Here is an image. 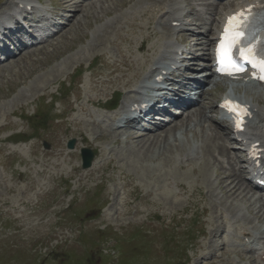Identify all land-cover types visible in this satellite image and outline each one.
Instances as JSON below:
<instances>
[{
  "label": "rangeland",
  "instance_id": "1",
  "mask_svg": "<svg viewBox=\"0 0 264 264\" xmlns=\"http://www.w3.org/2000/svg\"><path fill=\"white\" fill-rule=\"evenodd\" d=\"M53 1L58 3V0ZM121 1L123 0H112L108 14L116 12L119 7L115 6V2ZM101 12L99 9L97 14L91 11L86 18L81 14L80 24L79 21L73 22L68 32L50 46L24 55L16 63L9 64L0 71V264H63V259H67L64 264H87L82 263V259L85 261L89 255L93 264H106L110 259L106 258L108 254L105 251L109 252L113 244L109 242L102 247L106 239L102 233V237L95 239L101 243L100 246H95L91 253L80 251V244L84 246L83 250L90 249L95 237L92 236L93 232L102 231L103 228V233L109 234L114 230L119 232L121 237L118 241L130 239L140 232V238H132L134 245L127 251L128 255L134 257L133 260L122 256L120 264H141L139 262L143 259L145 264H173L180 261L202 264L199 258L205 255L203 249L211 250V246L220 244V237L212 231L223 227L218 212L220 203L214 200V195L222 199V205L229 211L242 209L240 217L244 220V226L259 234L264 233V211L260 212V219L257 220L254 218V209L258 210V205L247 204L237 195L229 198L231 194L228 193L225 181H221V186L218 184L223 177L218 171V165L212 163L211 169L204 167L208 170L205 173H200L203 169L199 166L200 162L181 168L182 170L177 168L179 151L177 152L176 147L182 152V148L185 152L193 151L204 138L202 132L216 134L210 128L212 124L208 119L196 125L188 119L187 127L184 124L181 129L172 131V136H168L167 140L158 139L157 143L156 138L152 142L151 137H144L142 139L149 140L146 147V141L141 138L131 140L128 136L126 142L124 134L116 135L111 131L95 128L90 125L89 118L84 119L80 110L81 105H85L84 90L89 84L88 77L72 76L71 88L66 87L69 80L64 82V79L79 64L81 66L77 71H82L89 60L70 63L63 73L57 71V68H65L64 62L77 58L78 55H73L88 48L90 42L96 45L88 48L91 58L97 54L115 56L113 44L106 41L112 40V33L103 37L94 34L95 23L103 19L101 17L96 20ZM106 46L108 48L103 50ZM110 49L112 53L109 52ZM56 89L61 94L70 92L60 98L52 112L54 116L60 113L61 120L53 122L49 118L47 122L42 121L44 131H38L34 140L27 145L12 146L9 141L16 136L9 138L10 135L29 133L18 117L42 114V100L54 97ZM245 92L258 100L264 99V90L246 88ZM69 109L73 113L67 114L66 110ZM208 111L209 109L206 111L207 118ZM70 139H75L76 144L74 150L67 151L65 143ZM115 140L119 145L114 144ZM43 141L50 143L48 150L41 147ZM216 143L220 144L221 141ZM82 147L96 150L98 162L106 164L91 172L81 170L79 150ZM170 171L175 175L174 182L182 184L188 195L191 189L195 190L192 198L183 196L176 200V187L167 185ZM122 191L127 196L128 204L133 203L130 200L135 197L141 198L143 202L139 207L132 204L125 206L127 215L118 221H108L105 209H100L104 205L107 208L113 205V197ZM95 192L100 195L96 196ZM166 193L170 195V202L163 201L168 197ZM114 207L121 210V206ZM66 210L69 213H65ZM114 212L115 210L111 211L112 214L108 212V215L117 217L113 215ZM95 214V220L87 222L82 231L80 226L84 225L77 223L82 220L81 216L85 219ZM122 221H126L127 225L123 230L115 226V223ZM102 249L105 251L102 252ZM126 249H122V252ZM112 250H116L115 244ZM116 256L117 252L109 264H115ZM100 257L105 260L101 262ZM151 258L153 261L146 263ZM231 258L238 261L235 254H231ZM246 259L244 257L241 264H248Z\"/></svg>",
  "mask_w": 264,
  "mask_h": 264
},
{
  "label": "bare ground",
  "instance_id": "2",
  "mask_svg": "<svg viewBox=\"0 0 264 264\" xmlns=\"http://www.w3.org/2000/svg\"><path fill=\"white\" fill-rule=\"evenodd\" d=\"M9 2H11L10 4H13V2L14 1H16V0H8ZM132 1H134V0H127V1H124V4H122V2H120L119 3V5L117 4V3H115V6H117V7H120V8H122V7H124V6H126L127 4H130ZM64 5H65V7H72L71 6V0H64ZM227 5V7L224 9V11H228L229 9H230V7H232V4H230V2L229 3H227L226 4ZM76 7V5L73 7V8H75ZM181 9V8H180ZM159 10H166L165 11V13H164V15L163 16H160V18H165V22H166V24L168 25V26H170L172 23H174V22H176V23H180V25L182 26V25H184L183 24V21H182V18H181V16H179V15H176L175 14V12H177L178 10H179V8H177V7H171V6H166V7H164V8H159ZM158 10V11H159ZM150 12H152V13H154L152 10H149V11H144V12H141V17H149V20L151 21V17H150ZM95 13H97V12H95ZM218 14H222V12H218ZM113 22H114V20H112L110 23H107V24H109V25H112L113 24ZM87 29V28H86ZM131 30H133V27H131ZM142 30L146 33V40H151L152 38H154V37H156V33L155 32H153L152 30H151V28H150V26H149V23H148V25H146V26H144V27H142ZM100 32H102L103 33V31L101 30ZM95 33H97V32H95ZM93 37H94V35H93ZM97 38V37H96ZM94 39V38H93ZM203 39H204V41L206 42V43H210L211 42V39H212V34H210V32H208V34L206 35V36H203ZM98 41H99V39H97ZM94 41H96V40H94ZM98 41H96V42H98ZM109 42V41H108ZM122 43H124V41H122ZM138 50L139 51H141V47H138ZM145 52H147V53H151V54H157L158 53V51L159 52H161V45H160V47H159V45H158V47H156L155 45H153V46H151V47H149V48H147V49H145L144 50ZM80 54L81 55H83V52L81 51L80 52ZM15 61H10V62H8V63H6V66L7 65H9V64H12V63H14ZM16 63V62H15ZM148 63H150V61L147 59V60H145L144 61V64H148ZM122 64L124 65V66H126L128 69H129V71H131L132 70V72H135V71H137L138 69H139V67H132V66H130L128 63H127V61H125V59L124 58H122ZM0 67H5V65H3V66H0ZM144 67V65L143 64H141L140 65V68H143ZM32 70V69H31ZM35 71V70H34ZM57 71H59V69L57 70ZM29 75V74H28ZM124 76H126V74L124 73L123 74ZM29 77V76H28ZM134 78H136V77H134ZM134 81V80H133ZM132 82V81H131ZM131 82H129V83H127L126 85L127 86H130L131 85ZM88 102H91L92 104H93V102L92 101H88ZM94 105V104H93ZM95 106V105H94ZM204 118V117H203ZM202 118V119H203ZM202 119H200V121L202 120ZM186 122L187 121H185V124H186ZM182 123H183V121H182ZM181 124H179V123H176V122H174V123H172V124H170L169 125V128L168 129H161V131H164L165 130V132H163V133H167V134H170V133H168V132H172V131H174L176 128H178L179 126H180ZM125 134V133H124ZM256 136H259V137H261V134H260V131L258 130V131H256ZM142 137V134L140 135V134H133V136L132 137H130V139L131 140H138V139H140ZM157 140H156V139ZM154 139H153V141L152 142H154L155 140H156V143H157V141H158V139L159 140H163L164 139V137H161V136H158V137H155ZM142 139V138H141ZM142 140H145V139H142ZM207 140L208 141H210V142H212V140L210 139V138H207ZM146 142H144V147H146V145L148 144V141L149 140H145ZM142 143V141L140 140L139 141V144H141ZM204 144H206L205 142H204ZM212 147V146H211ZM263 147H264V145H263ZM176 150H178V148L176 147ZM179 152H182L180 149L178 150ZM208 151H209V149H208V147H206L205 145H203L202 147H201V152H202V155H201V153H198V155L199 156H201L202 157V159H203V169H201L200 170V173H202V172H206V171H208V170H206L204 167H208V163H210V161H209V158H208ZM219 152L221 153V154H224V151L223 150H219ZM218 152V154L220 155V153ZM225 155V154H224ZM96 165H97V162H94V164H93V166L90 168L91 170L92 169H94L95 167H96ZM208 168H210V167H208ZM207 168V169H208ZM211 169V168H210ZM229 174H231V173H228V174H222L223 175V177L222 178H220L219 179V186H221V181L223 180V181H225V185L227 186L226 188H228L229 189V191H228V193H230L231 195L230 196H228L229 198H231V197H235L237 194V191L239 190V187H237L236 185H234V177L236 176V175H229ZM206 179V178H205ZM224 185V186H225ZM223 188V187H222ZM166 192V191H165ZM163 193V192H162ZM167 194V193H166ZM163 196V195H162ZM164 196H166V195H164ZM167 196H168V194H167ZM170 196V195H169ZM169 196L168 197H166V198H164L163 199V201L165 200V201H168L169 200ZM214 198H215V195L213 196ZM225 197V196H224ZM124 198H125V196L123 195V197H122V199L121 200H124ZM229 198H227V199H229ZM237 198V197H236ZM239 199V198H238ZM233 200V199H232ZM173 201V203H176V201L175 200H172ZM175 201V202H174ZM169 202H170V200H169ZM234 202V201H233ZM124 204H125V201H124ZM115 210V212L113 213V215H116L117 217L118 216H120V215H122V213L120 214L116 209H114ZM110 213V212H109ZM243 236H244V238H248V236H251L249 233H247L246 231H244L243 232ZM250 238V237H249ZM216 245V244H215ZM217 246L218 245H216V247L215 246H213V251H212V256L209 258V259H204V258H202V264H215V261H218L219 259H221V255H222V252H220V253H218V250H217ZM264 255V250L263 251H261V254L257 257V262L259 263H262V264H264V260H262V256ZM206 261V262H205Z\"/></svg>",
  "mask_w": 264,
  "mask_h": 264
},
{
  "label": "snow or ice",
  "instance_id": "3",
  "mask_svg": "<svg viewBox=\"0 0 264 264\" xmlns=\"http://www.w3.org/2000/svg\"><path fill=\"white\" fill-rule=\"evenodd\" d=\"M231 17L229 18V23L231 22ZM228 31H229V29H228V27L226 26L225 27V33H228ZM232 44H235V43H237L236 41H232L231 42ZM221 44L223 45V39H222V41H221ZM226 55V54H225ZM222 61H221V46H218V48H217V63L218 64H220ZM261 64L262 65H264V61H261ZM225 67H227V66H225ZM234 67V66H233ZM218 71H222L224 74H227V75H232L233 74V72L232 71H225L223 68H218L217 69ZM236 71H239V69H236ZM228 105L227 104H225V105H222V107H227ZM238 107V106H237ZM238 127H239V125H238Z\"/></svg>",
  "mask_w": 264,
  "mask_h": 264
},
{
  "label": "water",
  "instance_id": "4",
  "mask_svg": "<svg viewBox=\"0 0 264 264\" xmlns=\"http://www.w3.org/2000/svg\"><path fill=\"white\" fill-rule=\"evenodd\" d=\"M88 165H89V160L88 161L85 160V165L84 166H88Z\"/></svg>",
  "mask_w": 264,
  "mask_h": 264
}]
</instances>
